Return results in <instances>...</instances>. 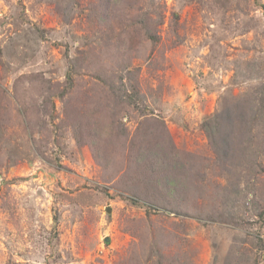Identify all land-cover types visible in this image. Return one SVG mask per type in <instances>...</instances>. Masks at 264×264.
I'll return each mask as SVG.
<instances>
[{
	"label": "rangeland",
	"instance_id": "374dc122",
	"mask_svg": "<svg viewBox=\"0 0 264 264\" xmlns=\"http://www.w3.org/2000/svg\"><path fill=\"white\" fill-rule=\"evenodd\" d=\"M111 1L0 0V264H264V0Z\"/></svg>",
	"mask_w": 264,
	"mask_h": 264
},
{
	"label": "trees",
	"instance_id": "16d2710c",
	"mask_svg": "<svg viewBox=\"0 0 264 264\" xmlns=\"http://www.w3.org/2000/svg\"><path fill=\"white\" fill-rule=\"evenodd\" d=\"M115 2H117V0H114ZM113 1L109 0V3L111 4ZM262 9L264 11V5L262 4ZM257 95L255 101L259 103V107L257 108V110H262V108H264V86H260V88L257 90ZM215 120H217V117L214 118V120L212 121V119H206L202 122V128L204 129V132L206 133L207 137L209 138L210 142H214L215 143V138H219V139H228L235 131L240 130L244 127L247 126L248 121L246 116H244L243 114H241V116L237 115L234 118L227 120V121H223L222 124L217 123ZM216 122V123H215ZM228 126V129H227ZM224 130V136L222 137L220 135L221 131ZM77 130L81 133V126L79 125ZM220 141H218L217 143H219ZM230 142V141H229ZM220 147H221V143ZM145 153L142 154L143 156V161L144 163H146L149 166V163H152L153 161H155L156 157H152L151 155L147 154L146 156H144ZM222 156V154H220ZM258 154L254 153L253 157L250 160V168L254 169L255 167L258 168V170H256V173H262L264 175V168H261L260 165L257 163V158H258ZM140 165H141V158H140ZM143 163V162H142ZM143 165V164H142ZM141 165V166H142ZM144 166L142 168H140L142 171L146 172L148 169H150V166ZM165 167V168H164ZM169 167V169H168ZM177 170V169H176ZM175 171V166L170 165L167 166L164 163L159 164L157 162V166H156V170L153 172L154 175L157 179V181L160 182V180H163V182H160L164 185L163 188H165V193H167L168 191H170V194H172V191H176L179 189H184L185 188V184L187 185L188 182H186V178H185V174L187 173V171L184 170V167L182 166V171L180 172V179L175 177V175H173L172 172ZM169 175V176H168ZM166 176V177H165ZM185 183V184H184ZM154 184L157 185V183L154 181ZM178 187V188H177ZM168 197V196H166Z\"/></svg>",
	"mask_w": 264,
	"mask_h": 264
}]
</instances>
